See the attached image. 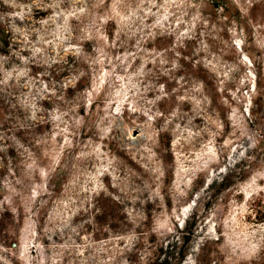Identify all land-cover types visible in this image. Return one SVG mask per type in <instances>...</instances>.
<instances>
[{
	"label": "rangeland",
	"instance_id": "rangeland-1",
	"mask_svg": "<svg viewBox=\"0 0 264 264\" xmlns=\"http://www.w3.org/2000/svg\"><path fill=\"white\" fill-rule=\"evenodd\" d=\"M0 26V264H264V0H0Z\"/></svg>",
	"mask_w": 264,
	"mask_h": 264
},
{
	"label": "trees",
	"instance_id": "trees-1",
	"mask_svg": "<svg viewBox=\"0 0 264 264\" xmlns=\"http://www.w3.org/2000/svg\"><path fill=\"white\" fill-rule=\"evenodd\" d=\"M12 32L8 26H0V56H15L10 52L12 47ZM10 48V49H9ZM33 68V66H32ZM13 214L7 209L0 214V224H2L7 218H12ZM193 233V232H192Z\"/></svg>",
	"mask_w": 264,
	"mask_h": 264
}]
</instances>
